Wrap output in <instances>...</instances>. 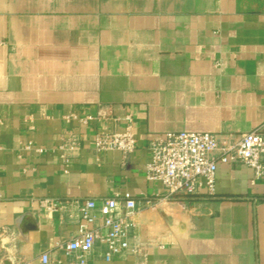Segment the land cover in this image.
Masks as SVG:
<instances>
[{
  "label": "crops",
  "instance_id": "0c3cea01",
  "mask_svg": "<svg viewBox=\"0 0 264 264\" xmlns=\"http://www.w3.org/2000/svg\"><path fill=\"white\" fill-rule=\"evenodd\" d=\"M130 122V156L96 150V132ZM257 127L264 0H0V264H43L45 252L67 264L78 207L46 211L39 199L124 192L147 256L92 264H264V175L220 162L215 194L172 200L146 176L152 136ZM71 134L82 147L67 164Z\"/></svg>",
  "mask_w": 264,
  "mask_h": 264
},
{
  "label": "built area",
  "instance_id": "2783aa9c",
  "mask_svg": "<svg viewBox=\"0 0 264 264\" xmlns=\"http://www.w3.org/2000/svg\"><path fill=\"white\" fill-rule=\"evenodd\" d=\"M132 126L130 122L123 131L96 132L94 147L97 151L117 149L125 157L130 156L137 147ZM81 147L82 140L78 135L64 138L60 148L67 164ZM149 148L152 159L146 166V176L160 180L166 189L165 198L171 200L203 191L215 194L220 162L244 163L254 169L257 178L264 175V130L260 127L226 136L212 132L169 131L152 136ZM39 205L52 212L78 207L77 232L64 243L70 258L67 264H92L90 260L95 254L106 261L131 255L144 260L147 256L149 244L131 233L135 225L133 217L139 210L131 192L108 197L101 204L95 198L79 203L78 200L45 197L39 199ZM41 260L43 264H53L48 252L41 255Z\"/></svg>",
  "mask_w": 264,
  "mask_h": 264
},
{
  "label": "trees",
  "instance_id": "16d2710c",
  "mask_svg": "<svg viewBox=\"0 0 264 264\" xmlns=\"http://www.w3.org/2000/svg\"><path fill=\"white\" fill-rule=\"evenodd\" d=\"M198 195H201V194H198ZM194 196H197V195H193V196H184V197H179V198H176V199H187V198H191V197H194Z\"/></svg>",
  "mask_w": 264,
  "mask_h": 264
}]
</instances>
